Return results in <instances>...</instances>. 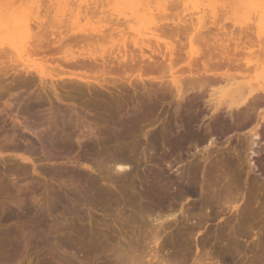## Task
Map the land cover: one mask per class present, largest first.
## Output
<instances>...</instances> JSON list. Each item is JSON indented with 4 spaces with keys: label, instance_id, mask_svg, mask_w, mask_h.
Listing matches in <instances>:
<instances>
[{
    "label": "rangeland",
    "instance_id": "374dc122",
    "mask_svg": "<svg viewBox=\"0 0 264 264\" xmlns=\"http://www.w3.org/2000/svg\"><path fill=\"white\" fill-rule=\"evenodd\" d=\"M110 1L111 3H109ZM131 1L135 4L140 2L139 5L144 4L146 6H144V12H138V14L134 13L136 16L138 15L137 19H133L131 14L132 16L134 14L130 13L129 9H126V4ZM131 1L0 0V15L3 16L14 11L17 6L25 11L33 7V12L30 10L32 13H35L34 11L36 10L40 12L41 19L37 21L45 23L48 27L51 26L50 24L52 23L56 26L62 23H64L63 26H68L71 21H74V28L72 26L74 31L76 27L78 29H76L77 31H82L91 30L97 28V26H104L105 30H109V28L112 27L117 29L116 31H120V34L124 35L127 31L131 33L132 28L139 26L144 28L150 27L155 30L158 35L155 39L156 41L152 39V48H144V54L146 57L151 56L155 61L157 60L159 62L160 60V66L156 64L158 68L154 71H137L136 68V70L132 68L123 72L113 73L109 81L111 82L114 79L115 86L108 85V90L109 88L110 90L103 92L104 95L102 99L95 98V96L85 92L83 97L73 102L76 105L79 119L81 121L83 120L82 122L80 121V123H82V128L79 127V129L82 130L83 127H86L83 130L85 133H87L89 129L90 132L93 131L92 133L94 135L91 136L92 138L90 141H93L92 143L94 144H101L102 141L104 142L107 139L111 140L112 143H114L117 138L119 141L122 140L120 136L124 134L121 132L122 125L120 124H122L123 121L125 123V120L128 118H130V120L134 119L137 113L149 107V110L143 114L140 124L133 130L136 134L134 133V135L129 132L124 135L126 139L121 142V144L125 145L128 151L131 152H134L136 149L135 143H137V141L141 144L137 153L138 158L141 159L138 163L139 167L136 166L137 168L135 167L134 170H131L127 179L117 180L111 184V182L102 181V175H100L99 170H85L83 167H80L78 170H65L66 173H63L64 175L58 178L54 175L50 176L44 174L43 170H32L31 164L26 165V167L18 159L20 156L24 155L23 152L19 154L21 152H15L16 150L14 151L11 148V150L9 149L10 151L0 150V237L5 233H16L18 236L17 241H12L13 248L8 252L7 262L3 264H64L58 260V257L67 258L70 264H106L107 262L114 264V258L109 257L113 252L119 250L123 252L124 249L128 248V244L131 242H136V244L140 242L138 240H140V233L142 232L141 223L138 220L135 221L132 219L133 211L130 208L132 205L128 206L127 201L129 196H137L139 193H142L143 189L146 187V181L150 180L148 177V169L160 171L161 175L159 178L163 183L160 187L165 186V189H163L162 192L160 191L164 198H162V205L158 209L159 212H157V214L161 213L162 216H167L174 205V203L168 202V177L177 179L182 170H180L181 168L179 169L178 165L174 162H170L173 166L168 168V128L170 127L175 132L180 130L179 134L183 135L184 129H179L178 126H184L183 124L187 121L183 116L185 114V108L183 107V109H179L176 112V101L168 97V89H170V85L168 87V82H171L172 78H180V80L182 79L183 82L186 83L189 80L188 78H193V76H195L194 78L196 79H199L197 77H200V79L205 77L206 79L208 76V78L213 77L217 79V83H210L211 85L208 84V86H206L207 88L205 87V89H202L204 93H202L203 99L198 100V108L195 106L191 111H188V114L192 115L194 118L193 121L195 122H192L193 129L191 130L195 132L199 130L201 134L207 133L206 125L209 124L208 116H210L208 107L203 101L209 100L210 97H208V95L213 96V94H211L212 92L214 93L213 97L220 100H227V95L237 86L238 88L252 87L251 89L257 91L264 90V15H262L264 14V8L262 10V4L264 2L262 0H217L213 9L211 7V9L208 8L207 0H200V7L198 6V8H192V3L189 2L183 6L181 2L177 3V1L180 0H137V3L136 0ZM86 8L89 9V13L90 11L92 12L90 15L88 13V17L90 18L89 21L87 20L89 18L83 15ZM29 10L27 12H30ZM107 12L109 13L107 14ZM71 13L72 16H70ZM123 13L127 14L123 15ZM33 16H37V14H33ZM49 19L51 21H49ZM56 19L60 21L58 20L59 22H57ZM47 22H49V24ZM67 22L69 23L67 24ZM5 27L6 26L0 28V51L2 48L3 51H5L6 47L13 51L16 49L15 47H20V40H28V43L32 40L31 38L28 39L27 35L26 38L17 37L11 39L10 32L7 27ZM81 27L85 28L82 29ZM123 31L125 32L123 33ZM115 33L117 34V32ZM30 36L32 37L33 34ZM127 36L126 34V37ZM11 37H13L12 34ZM119 38L120 37H118V39ZM33 39L35 38L33 37ZM118 39L115 41L119 42ZM3 40H9L10 42H5ZM101 42L103 43V41ZM3 43L4 45H2ZM102 43L99 42L98 44ZM29 44L32 43L30 42ZM29 44L26 46H28L30 50L31 47ZM82 45H80V47L79 45L74 47L71 46L69 53L71 50H73L75 54L79 52L83 53V51H85L84 53L90 52L91 50L92 52L93 50L98 51L100 47L98 49L97 47L101 46L92 44L91 49V45L90 47H88V45ZM130 46L131 45L128 46V49ZM79 48H81V50ZM101 48L104 50H116L115 46L113 47L114 49L111 48V44L107 46V42L106 45L103 47L101 46ZM167 48L168 53L172 52V58L168 60V67L167 65L162 67V60L159 58V53L165 52ZM131 50L134 51L132 48ZM135 50L137 49L135 48ZM207 50L209 54H212L211 57L206 56L208 55ZM3 51L1 52L3 53ZM6 51L4 52L6 55L3 54L4 56H1L3 58L0 57V62H3L2 67L5 68L4 66L14 63V65L17 66H7V68H5L6 70L8 68L9 71L10 69L12 70V68L21 70L23 67L25 68V65H32L39 70H44L46 75H49L50 72L51 75L55 74L53 70L44 68L48 66V64H46V62L44 63L41 56H31L24 51V55H21L22 58L19 57L15 60V57L13 59L14 61H10V58L12 59L13 56ZM1 52L0 55H2ZM15 52H12L14 53L13 55L16 54ZM5 56L6 59L4 58ZM58 57H61V54L47 57L46 61L51 62ZM209 58L210 60L212 59L211 61L225 60L226 63L224 61V64L218 66L209 65L205 68L203 63L209 60ZM18 60L22 61L18 62L21 63V65L16 63ZM5 63L7 64L5 65ZM41 63L44 64L41 65ZM52 65L53 64H49V66ZM53 66L51 68H54ZM48 70L51 71L48 73ZM8 79L10 80L11 78ZM8 79L6 83L11 82V80L8 81ZM128 80L129 83L127 82ZM232 82L235 84H232ZM26 91L24 87H21L19 90L12 91L14 93L13 97L10 98L5 94L0 98V134L3 135H0V137L4 138L6 136H11V134H9L11 133L9 129H12L14 126L16 130H20V132L17 131L15 134L17 139L20 140L17 141L16 139L14 141L19 143L21 141L20 145L24 146L28 144L27 142L37 143V138L29 131L22 130V126L20 124L17 126L16 123L12 122L11 118L15 113L14 111L18 109L21 104L20 102H15L14 97L17 95H25ZM215 92L217 94H215ZM190 95L191 94L188 96L189 98L192 97V95ZM71 102L72 101H69V103ZM90 104H93V107H91ZM7 105H12L11 107L14 113H11V107H7ZM48 108L49 105L46 103L43 109L47 111ZM61 108L66 109L69 107ZM196 109L197 111H195ZM189 112L194 113L190 114ZM220 116L224 121H227L229 124L231 123L229 116L225 115L224 112ZM225 116L228 117V120ZM84 121L86 126L83 124ZM41 122L44 123L41 129L55 124L71 126L66 117H55L49 115L48 112L42 115ZM247 126L248 128L246 129ZM247 126L242 127L244 128L243 130L241 128L242 131L240 129L238 131L243 133L244 130L248 131V129H252V126ZM5 132L9 135H4ZM152 135H155L158 139V145L152 152L153 156L159 159L158 163L155 165L144 162L142 156L149 148L147 147V143ZM227 135L228 134H222L218 136L217 142L221 141L219 144L222 147L218 144L221 149L226 145L225 140L228 137ZM78 136L80 135L77 132L76 136L73 137L71 143L73 151L68 154L67 160L73 161L75 158L79 157V145L76 140ZM206 138L209 139L210 136L208 135ZM231 139H233V137ZM233 140L232 142H235V138ZM2 145L3 144L0 142V149H2ZM191 150L193 151V148ZM38 156H41V154L38 153ZM262 156L264 158V154ZM63 162H66V160ZM37 164L40 165L42 162L37 161ZM23 166L26 167H24L25 170L8 169L10 167L21 169ZM92 184H94L96 188L109 191L111 195H104L101 200L98 198L96 190L90 188ZM183 199L180 200V205L176 207L177 211H175L177 212L175 213V217L179 219V223L177 221L178 224L175 223L171 229L168 230L167 219L165 234H162L156 247L160 250V252L158 250V257L160 260H164L165 264H168V258L171 257L172 253V249L168 248V234L176 230L179 232L182 231L187 223V218L182 216V214L180 215V213L182 209H184L185 213L187 208H190L196 203L195 200L197 198ZM210 211L211 213H209ZM207 214L212 217V209L204 211V215ZM155 215L152 217L155 218ZM225 217L227 218L229 215ZM225 217L221 216L220 220L217 219L214 222L209 221L205 224V228L201 229L199 232L195 231L189 240L190 253L183 255V253L181 254L180 252L183 257H181L182 259L178 264H195V261H197L199 257L210 256L212 245H217L214 236L215 231L218 229L220 221L222 222V220L226 219ZM173 220L174 218L169 219V221L172 222ZM183 220H185L186 223L185 221L183 223ZM40 221L44 223L43 228L34 227V223ZM195 222L197 221L192 220L191 222L188 221L187 224L195 226ZM205 229L210 230L208 235L205 234ZM42 230H44V232ZM49 231L51 232L49 233ZM60 234L64 235L66 245L74 250L73 253H76L75 258L69 253L57 250V235ZM207 239L209 242L207 247H205L206 249L203 248V250L201 242ZM252 240L255 241L256 238ZM226 243L227 242L223 240L220 247L223 248ZM239 243H241L242 246L244 245V242L241 240ZM147 245L153 247L152 244ZM247 245L248 243L245 244V246ZM148 246L146 249L147 251L150 249ZM106 250L108 253H106ZM149 258L150 257L146 258L147 260L144 259L145 262L148 261ZM241 259L242 256L238 257L236 260L239 261Z\"/></svg>",
    "mask_w": 264,
    "mask_h": 264
},
{
    "label": "bare ground",
    "instance_id": "6f19581e",
    "mask_svg": "<svg viewBox=\"0 0 264 264\" xmlns=\"http://www.w3.org/2000/svg\"><path fill=\"white\" fill-rule=\"evenodd\" d=\"M199 1L200 0H180L177 1V3L181 2L184 6L189 2L192 3V8H198L200 4ZM262 1L264 2V0ZM109 3H111V1ZM139 3L140 2L135 4L131 1L126 4V9H129L130 13L133 14L144 12L146 6L144 4L139 5ZM207 3L208 8L211 7L213 9L217 0H207ZM263 8L264 3L262 4V10ZM30 10L32 11L33 7H30ZM27 11L17 6L14 11L3 16L0 15V28L6 26L10 32L11 39L17 37L26 38V35L28 39H32H30L32 44H29L30 42L28 43V40H20V47H15L16 52L7 47L5 48L7 51H5L11 53L13 56H10L12 57L10 61H14L13 59L15 57V60L19 57L22 58L21 55H24V51L31 56H41L44 63L46 62V64H48V66L44 68L53 70L54 72H52L55 74L52 73L53 75H51V70H48V73H50L46 75L44 70H39L32 65H25V68L23 65L21 70L12 68V70L10 69L12 72H10L9 68L7 70L5 68L15 63H11L12 65H6L7 63H5L6 66L3 68V62H0V98L5 94L10 98L13 97L14 93L12 91L19 90L21 87L27 90L25 95H17L14 97L15 102L21 103L18 109L15 111L12 110V105H7V107H11V113L15 112L11 118L12 122L16 123L17 126L20 124L22 130L32 133L38 141L37 143L27 142L28 144L25 146L20 145L21 141L20 143L14 141L17 139L15 135L16 132H20V130H16L12 125L14 128L12 127V129H9L11 133L8 132L11 136H6L4 138L0 137V142L3 144L0 150L8 151L11 148L14 151L16 150L15 152H21L19 154L23 152L24 155L18 158L22 164L25 166L31 164L32 170H43L44 174L50 176L54 175L58 178H61L62 175H64L63 173H66L65 170H78L80 167H83L85 170H99L100 175H102V181H108L109 183L111 182V184L117 180L127 179L129 173H131L130 171L134 170L141 160L138 158L137 154L141 144L137 141V143H135L136 149L134 152H131L128 151V148L121 144V142L126 139L124 135L129 132H131V134H136L133 130L140 124L143 114L149 110V107L137 113L134 119L130 120V118H128L129 120L126 119L125 123L123 121V123L120 124L122 125L121 132L124 134L120 136L122 140L119 141L117 138L115 139L116 141L112 143L111 140L107 139L104 142L102 141L101 144H94L92 143L93 141H90L92 138L91 136L94 135L92 133L93 131L90 132L89 129V133H85L83 130L86 127H83L82 130L79 129V127L82 128V123H80L81 120L79 119L76 105L73 102L83 97L85 92L95 96V98L102 99L104 95L103 92L110 90V88L108 90V85L112 86L115 83L113 81L114 79L111 82L109 81L113 73L123 72L132 68L133 70L136 68L137 71L146 72L157 69L158 66L156 64L159 65L160 60L158 62L151 56L146 57L144 48H152V41L156 39L158 34L152 28H144L142 26L132 28V32L130 31L131 33L127 31L129 34L123 31V33L125 32L128 35L127 37L126 34H120V31H116L117 29L112 27L109 28V30H105L104 26V28L97 26V28H90L91 30L82 31H77L78 29L76 27L77 30L75 29L74 31V21H71L70 25L68 24L69 22H67L68 26H63L64 23L58 26L52 23L50 24L51 26L48 27L45 23L37 21L41 19L40 12L37 10L34 11L35 13H32L33 11ZM84 13V17H88L92 14L91 11L89 13L88 8L84 10ZM108 13L109 12H107V14ZM127 13H123V15ZM33 14H37V16H33ZM70 16H72V13ZM131 17L137 19L138 15L136 16L134 14L132 16L131 14ZM58 20L57 22L60 21ZM87 20L89 21L90 18ZM49 21L51 20L49 19ZM47 23L49 24V22ZM81 28L83 29L85 27ZM115 32H117V34ZM11 34L13 37H11ZM32 34L33 36L31 37L30 35ZM33 37L35 39H33ZM118 37L120 38L118 39ZM116 38L119 42L115 41L117 40ZM3 41L6 42L9 40ZM101 41H103L104 44ZM105 41L107 42V46L111 44V48L115 46L116 50H104L101 48V46L103 47L106 45ZM99 42L103 45L98 44ZM4 43L2 45H4ZM28 44L31 47L30 50L29 47L26 46ZM82 44H84V46L88 45V47L91 45V49L92 44L101 45L98 47L96 46L97 49L100 47V51L93 50L92 52L91 50L90 52L84 53L85 51H83V53L79 52L75 54V52L71 50L69 53L71 46L74 47L79 45L80 47ZM129 45L131 46L128 49ZM131 48L134 51H132ZM135 48L137 50H135ZM79 49L81 50V48ZM208 50V55L206 56L211 57L212 54H209ZM1 51H3V48ZM5 51H3V53L1 52L2 55H0V57L6 55L4 54ZM12 52L16 54L13 55L14 53ZM57 54H61V57L51 62L46 61L47 57H53ZM159 55V58L162 60L161 66L164 67V65H167L168 67V60L172 58V52L168 53L167 48L165 52H161ZM4 58L6 59V56ZM211 60L209 58V60L206 61L208 63H203V66L205 68L209 65L218 66L224 64L225 61ZM19 61L20 60L16 61V63ZM19 64L21 65V63H18V65ZM43 64L41 63V65ZM49 64H53L54 66H52L54 68H51L52 66H49ZM14 67L17 66L14 65ZM194 77L195 76H193V78H188L189 80L186 83H184L182 79L180 80V78H172L171 82H168V87L170 85L168 97L176 101V112L179 109H183V107L185 108V114L183 116L187 121L183 124L184 126H178L179 129H184L183 135L179 134L180 130L175 132L170 127L168 128V168L173 166L170 162H174L178 165V168L182 170L177 179L168 177V202L174 203L172 210L167 216L164 215L165 218L161 213V215L157 214V212H159L158 209L162 205V198H164L160 191L162 192L165 186L160 187L163 184L159 178L161 172L148 169V177L150 180L146 181V187L143 189L142 193H139L137 196H129L127 201L128 206L132 205L130 206L133 211L132 219L135 221L138 220L141 223L142 232L140 233V240H138L141 244L140 242H137V244L136 242H131L128 244V248L124 250L121 249L123 252L120 250L113 252L109 257L114 258V264H165V261L160 260L158 257L160 250L156 247L162 234H165L164 232L166 231L167 224L168 230H170L179 220L175 217V213H177L175 211H177L176 207L180 205V200L183 198H197L195 200L196 203L190 208H187L185 213L182 208V212L180 213V215L182 214V216L187 218V223L192 220H196L197 222L194 223L195 226H191L183 220V223L185 221L186 224L181 232L176 230L168 234V248L172 249L171 257L168 258V264H178L183 255L190 253L189 240L195 231L199 232L201 229L205 228L207 222H214L217 219L220 220L221 216L225 217L227 215H229V217H225L226 219L222 220V222L220 221L218 229L215 231L214 236L217 245L214 244L212 247L210 245V256L197 258L198 260L195 261V264H264V158L262 156L264 154V90L257 91L251 89L252 87L238 88L237 86L227 95V100H220L213 97L214 93L212 92L211 94H213V96L208 95L210 99L208 98L209 100L203 101L208 107L210 116H208L209 124L206 123L207 133L201 134L199 130H196V132L191 130L193 129L192 122H194V118L192 115L188 114V111H191L195 106L197 107V103H199L198 100L203 99L204 93L202 89H205L208 84L216 82L217 79L213 77L208 78L209 76L206 77V79L205 77L202 79H200V77H197L199 79ZM8 78H11V82L6 83ZM10 80L8 79V81ZM127 82L129 83V80ZM232 84L235 83L232 82ZM189 94H191L192 97L189 98ZM215 94L217 93L215 92ZM69 101L72 102L69 103ZM46 103L49 105L47 111L43 109ZM90 106L93 107V104H90ZM61 107L69 108L62 109ZM195 111H197V109ZM46 112L55 117H66L71 126L55 124L41 129L44 124L41 122L42 115ZM223 112L225 115L229 116L231 120L230 124L221 119L222 117L220 115ZM226 119L228 120V117ZM83 124L86 126L85 121ZM247 125L252 126V129H248V131L244 130L243 133L238 131ZM247 128L248 126L246 129ZM243 129L244 128H242V130ZM77 132L80 135L76 139L79 145V157L77 156L78 158H75L73 161L67 160L68 154L73 151L71 143ZM9 134L5 132L4 135ZM222 134H228V137L227 139L225 137L226 145L221 149L222 146L219 144L221 141L217 142V140L218 136ZM206 135H209L210 138L207 139ZM232 137L233 139L235 138V142H232ZM18 140L20 139H17V141ZM218 144L221 147L218 146ZM147 145L149 148L147 152L143 153V160L146 163L155 165L159 161V159L152 154L153 150L158 145V139L155 135H152V137L148 139ZM192 148L193 151L191 150ZM38 153H40L41 156H38ZM64 160H66V162H63ZM37 161L42 162V164L38 165ZM25 166L22 167L23 169L16 167H10L8 169L25 170L27 167ZM90 188L96 190L98 198L101 200L104 195H111L109 191L96 188L94 184H92ZM209 209L213 211L212 217H210L209 214L204 215V211ZM209 213H211V211ZM154 215L155 218L152 217ZM172 218H174L173 222L169 221V219ZM43 226V221L34 223V227L36 228L42 229ZM205 230V234L208 235L210 230ZM42 231L44 232V230ZM50 232L51 231H49V233ZM253 238H256V240L253 241ZM17 240L18 236L16 233H5L0 237V264L7 262L8 252L13 248L12 241ZM223 240L227 243L222 248L220 244ZM240 240L244 242L243 246L239 243ZM208 242V239L201 242L202 249L207 247ZM247 243L248 245L245 246ZM147 244H152L153 247H149ZM146 245L150 248L148 249L149 251L146 250ZM56 248L60 252L69 253L74 258L76 257V253H73L74 250L66 245L63 234L57 235ZM180 252L181 254L183 253V255H181ZM106 253H108L107 250ZM240 256H242V259L237 261L236 259ZM148 257H150L148 259L149 262H145L144 259ZM58 260L64 264H70L67 258L58 257ZM106 264L112 263L107 262Z\"/></svg>",
    "mask_w": 264,
    "mask_h": 264
}]
</instances>
